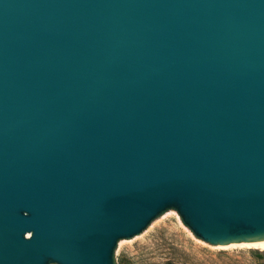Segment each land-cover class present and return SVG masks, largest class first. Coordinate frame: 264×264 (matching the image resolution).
Masks as SVG:
<instances>
[{
	"label": "water",
	"instance_id": "water-1",
	"mask_svg": "<svg viewBox=\"0 0 264 264\" xmlns=\"http://www.w3.org/2000/svg\"><path fill=\"white\" fill-rule=\"evenodd\" d=\"M167 212L264 242V0H0V264H115Z\"/></svg>",
	"mask_w": 264,
	"mask_h": 264
},
{
	"label": "rangeland",
	"instance_id": "rangeland-1",
	"mask_svg": "<svg viewBox=\"0 0 264 264\" xmlns=\"http://www.w3.org/2000/svg\"><path fill=\"white\" fill-rule=\"evenodd\" d=\"M115 264H264V251L204 244L167 212L141 236L120 242Z\"/></svg>",
	"mask_w": 264,
	"mask_h": 264
},
{
	"label": "bare ground",
	"instance_id": "bare-ground-1",
	"mask_svg": "<svg viewBox=\"0 0 264 264\" xmlns=\"http://www.w3.org/2000/svg\"><path fill=\"white\" fill-rule=\"evenodd\" d=\"M219 249H227V248H247V249H256L264 251V242L255 243V244H248L242 246H226V247H218Z\"/></svg>",
	"mask_w": 264,
	"mask_h": 264
}]
</instances>
